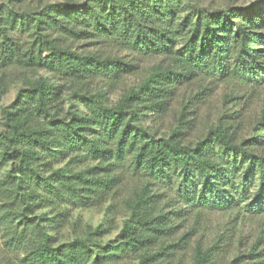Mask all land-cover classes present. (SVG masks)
Instances as JSON below:
<instances>
[{
  "label": "trees",
  "instance_id": "obj_1",
  "mask_svg": "<svg viewBox=\"0 0 264 264\" xmlns=\"http://www.w3.org/2000/svg\"><path fill=\"white\" fill-rule=\"evenodd\" d=\"M20 3L21 0L10 1L3 5L5 10L0 6L2 72L13 66L45 70L58 80L79 84L100 75L113 81L130 67L117 56L103 52L73 51L69 42L74 40H92L143 55H173L182 69L154 66L149 76L115 106H95L86 117L55 119L51 115L50 111L58 110L59 87L39 83L34 89L20 91L17 108L6 111L5 122L0 121V170L14 160L15 171L22 175L24 183L44 189L50 203L66 201L88 207L117 186L118 171L130 156L131 164L149 175L162 178L170 170L180 172V188L186 193L198 174L222 200L233 181L231 172L218 160L221 152L223 157L231 156L235 167L241 155L246 177L258 173L257 191L264 194V155L255 152L264 140V114L252 136L240 143L234 128L222 119L195 145L186 142L191 129V121L185 119L187 113L180 114L177 125L164 139L133 125L146 112H164L182 78L217 73L225 81L232 75H264V13L256 15L250 9L240 16L231 8L211 11L192 6L190 0H85L82 4L67 0L47 4L37 12L14 10V5ZM178 13L184 16L176 24ZM15 30L27 33L31 39L27 48L10 35L9 31ZM177 37L183 41L184 58L172 54ZM42 53H46L44 57ZM231 57L234 61L230 65ZM0 82L1 97L7 88L3 78ZM84 152L98 162L95 167L71 174L70 169L62 168L42 176L40 169L50 160L67 156L78 160ZM14 177L9 175L0 181V195L12 202L17 200L20 187L8 188ZM32 194L36 195V188L21 195L25 214L18 217L17 224L22 222V232L30 228L31 238L20 264H110L139 252L138 264H155V258L172 247L159 246L155 252H147L168 230L163 214L156 210L157 196L147 186L128 200L129 218L120 231L121 241L115 245L98 243L94 238L100 233L97 227L84 239L53 246V238L40 223L44 216L38 218L39 222L26 218V212L34 207L27 202ZM12 219L11 210L0 211V224H10ZM49 228L55 230L57 224L50 222ZM7 232L14 240L13 230ZM194 264H214L211 250L196 249ZM250 264H264V260Z\"/></svg>",
  "mask_w": 264,
  "mask_h": 264
},
{
  "label": "rangeland",
  "instance_id": "obj_2",
  "mask_svg": "<svg viewBox=\"0 0 264 264\" xmlns=\"http://www.w3.org/2000/svg\"><path fill=\"white\" fill-rule=\"evenodd\" d=\"M10 1L14 2L0 0V6L8 5ZM64 1L67 0H21L19 5H14V10L37 12L47 4ZM71 1L82 4L85 0ZM190 4L211 11L231 8L240 16L250 9L254 10L256 15L264 13V0H190ZM189 7L188 5L186 9ZM3 9L5 10V6ZM2 16H5V13ZM183 16V13H178L176 24ZM9 33L22 48H27L31 40L27 33L16 30ZM182 46V39L177 37L172 54L184 58ZM69 47L80 54L103 52L117 56L130 67L113 81L100 75L79 84L66 79L58 80L45 70H22L13 66L0 71V80L3 78L7 88L5 94L0 97L2 123L5 122V112H13L17 108L19 92L34 89L39 83L60 88L58 110L50 111L55 119L72 116L77 118L89 116L98 105L107 108L115 106L122 96L131 89H136L149 76L154 66L170 67L177 71L182 69L175 62L173 55H143L133 49L124 50L92 40L70 41ZM45 54L42 53V57ZM233 61L231 57L229 64ZM258 76L232 75L229 80L224 81L217 73H211L199 74L188 80L182 78L164 112L160 115L146 112L133 122V125L146 129L156 138L164 139L177 125L180 114L187 113L185 119L191 121V129L185 141L192 145L203 138L220 119L234 128L238 143L248 140L264 114V75L260 73ZM255 152L264 155V140ZM219 154L220 164L231 172L233 181L230 187L226 188L225 192L228 193H224L226 197L222 200L198 174L194 176V184L188 185L186 193L180 188V172L170 170L162 178L160 175H149L135 168L131 164L130 156H127L122 170L118 171L120 181L117 186L96 204L88 207L71 205L66 201L50 203L45 198L47 193L44 189L28 182L24 183L22 175L15 171L16 162L8 161L0 170V181L9 175L15 176L12 180L14 183L8 185V188L20 187L14 202L0 195V211L13 212L10 224H0V264H20L24 252L28 251L30 228L22 232V222L17 223L18 217L25 214V203L21 200V195L28 193L32 188H36V195L32 194L27 202L34 207L30 212H26V218L39 222L38 218L44 216L40 223L53 238V246H59L75 239H84L89 231L97 227H100V233L94 238L98 243L115 245L117 241H121L119 234L130 214L127 202L144 186L157 196L156 210L158 214H163L168 229L160 234L159 241L147 252L153 253L159 246L172 245L164 254L155 258V264H194L196 249H210L214 264H230L233 261L236 264H250L264 260V194L257 191L258 173L255 172L252 177L247 178L246 164L241 155L237 156L238 163L235 167L231 164V156L228 158L227 155L223 157L221 152ZM97 163L84 152L78 160H72L69 156L58 161L50 160L49 165L42 167L40 172L42 176H47L52 171L67 168L71 174L95 167ZM10 203L12 206H8ZM49 221L57 224L55 230H50ZM7 229L13 230L14 240L11 241ZM140 254L141 252L129 253L110 264H138Z\"/></svg>",
  "mask_w": 264,
  "mask_h": 264
}]
</instances>
